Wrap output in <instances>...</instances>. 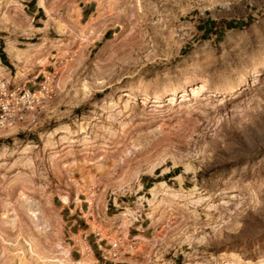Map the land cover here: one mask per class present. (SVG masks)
I'll list each match as a JSON object with an SVG mask.
<instances>
[{
    "label": "rangeland",
    "instance_id": "obj_1",
    "mask_svg": "<svg viewBox=\"0 0 264 264\" xmlns=\"http://www.w3.org/2000/svg\"><path fill=\"white\" fill-rule=\"evenodd\" d=\"M30 2L0 43H44L51 92L0 145V264H94L95 222L117 264H264V0Z\"/></svg>",
    "mask_w": 264,
    "mask_h": 264
},
{
    "label": "crops",
    "instance_id": "obj_2",
    "mask_svg": "<svg viewBox=\"0 0 264 264\" xmlns=\"http://www.w3.org/2000/svg\"><path fill=\"white\" fill-rule=\"evenodd\" d=\"M30 4H31L30 8L32 9V15H33V25L36 27L38 23L42 21V16H44L45 13L42 7L40 6L39 0H31ZM94 9H95V5L92 2L82 5L81 13H80L81 20H85V18H89L90 15L93 13ZM214 24H216L214 21L209 22V26H207V24L205 23V28L211 27V30H214L217 28V25ZM38 28H42V26L41 27L39 26ZM205 28H204V33L206 34L208 32H205ZM28 44H38V43L29 42ZM7 45L8 42L6 46L0 43V79L5 77L7 80L11 81L16 86H25L27 88L35 89L43 81V80L39 81L38 79L40 77L43 78L46 74L45 69H38V67L35 65L36 63L41 62L40 56L46 49L45 44L43 45L44 47H42V49L41 48L39 49V52H37V50L35 49L32 53H30V56L29 55L25 57L22 56L21 58L12 57L8 53ZM27 45L26 47H20L16 45V47L21 50H26L28 48ZM5 62H7L8 65ZM12 62H14L19 67V71L16 73L14 72V69L11 66ZM21 124L22 123H15L13 124L14 125L13 128H11L10 126H8L7 128H0V143H4L5 142L4 139H8V136L18 131V129H20L19 127ZM65 208L66 206L63 207V209ZM83 211L84 210L79 209V207H77L75 210L70 208V212H68L69 214L67 216L68 221L66 222L68 229L65 228V230L69 232V236H68L69 239L73 238V235H77L80 232L85 233L89 228L87 220L85 219V217H83V213H82ZM131 231H132L131 228H129L127 234L131 235ZM86 237H87L86 238L87 243L89 244V248L91 250V254L95 259L94 264H117L113 258L107 256L105 253V250H107L105 245H108L107 235L102 236L101 234L95 232L94 230V231H90L88 234L86 233ZM70 256L75 261H80L83 258L82 252L75 247L72 248Z\"/></svg>",
    "mask_w": 264,
    "mask_h": 264
},
{
    "label": "built area",
    "instance_id": "obj_3",
    "mask_svg": "<svg viewBox=\"0 0 264 264\" xmlns=\"http://www.w3.org/2000/svg\"><path fill=\"white\" fill-rule=\"evenodd\" d=\"M48 78L32 89L16 86L5 77L0 79V128L10 124L24 123L28 115L38 109L50 94ZM116 243L113 247H117ZM116 255V254H115Z\"/></svg>",
    "mask_w": 264,
    "mask_h": 264
},
{
    "label": "bare ground",
    "instance_id": "obj_4",
    "mask_svg": "<svg viewBox=\"0 0 264 264\" xmlns=\"http://www.w3.org/2000/svg\"><path fill=\"white\" fill-rule=\"evenodd\" d=\"M48 22V21H47ZM36 28V27H35ZM39 30H43V28H39ZM44 45V43L43 44H28L27 45V49L26 50H21V49H19V48H17L16 47V45H15V43L14 42H12V41H10V42H8V45H7V50H8V53L12 56V57H22V56H30V53H32L35 49L37 50V52H39V49L41 48L42 49V47H44L43 46ZM47 48V47H46ZM43 49H45V48H43ZM197 89H201L202 91H207V89H208V87H207V85H205V84H202V85H200V86H198L197 87ZM163 96V95H162ZM11 128H13V124H10L9 125ZM7 147H1L0 148V150H4V149H6ZM161 186V185H166L165 184V182H158V183H156L155 184V186L151 189L153 192H154V194H158L157 193V188H158V186ZM168 187V186H167ZM165 188H166V186H165ZM166 190V189H165ZM159 191V190H158ZM92 192V191H91ZM89 194H91V193H89ZM236 194V193H235ZM235 194H232L233 195V197L234 196H236ZM93 194H91V197H90V202H91V205L93 204V196H92ZM156 196V195H155ZM159 196V195H158ZM62 197H63V201L65 202V203H67L68 202V197L66 196V195H62ZM230 197V196H229ZM93 209V208H92ZM35 212V211H34ZM36 213V212H35ZM34 213V214H35ZM38 213V212H37ZM36 213V217L35 218H39L40 216H38V214ZM33 214V213H32ZM33 214V215H34ZM32 218V217H31ZM34 218V217H33ZM41 218V217H40ZM96 221V220H95ZM94 222V221H93ZM41 223V222H40ZM92 225V224H91ZM93 227V230H95L96 232H98L99 234H101L102 236H106L107 235V230H105L104 229V225L102 224V222L100 223V222H95V223H93V225H92ZM111 239V238H110ZM82 262V261H81Z\"/></svg>",
    "mask_w": 264,
    "mask_h": 264
},
{
    "label": "trees",
    "instance_id": "obj_5",
    "mask_svg": "<svg viewBox=\"0 0 264 264\" xmlns=\"http://www.w3.org/2000/svg\"><path fill=\"white\" fill-rule=\"evenodd\" d=\"M231 24H232V23H230L229 25H231ZM210 30H211V27H206V28H205V32L208 31V32L210 33V32H211ZM6 59H7V58H6ZM5 63L8 65L7 62H5ZM0 145H1V143H0ZM159 182H161V181H159Z\"/></svg>",
    "mask_w": 264,
    "mask_h": 264
}]
</instances>
